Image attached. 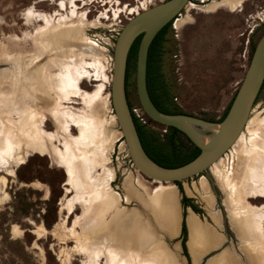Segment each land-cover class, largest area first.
Listing matches in <instances>:
<instances>
[{"label":"rangeland","instance_id":"1","mask_svg":"<svg viewBox=\"0 0 264 264\" xmlns=\"http://www.w3.org/2000/svg\"><path fill=\"white\" fill-rule=\"evenodd\" d=\"M164 1L166 0H0V60H12L21 53L27 64L30 65L33 61L28 70L31 73L40 72L46 88L43 94H37L36 112L44 116L42 129L47 134L55 135L53 142L47 143L48 153L45 156L34 153L22 143L17 159L11 162L14 175L8 176L0 168V178L8 179L5 188L8 195L0 203V264H111L112 261L108 258L117 255L114 248L122 235H127L133 242V251L142 255L129 257L137 262L138 259L145 261L147 258L151 260L150 264H195L197 259L199 264H217L220 261L223 263V258H234L237 263L228 262L264 264V257L254 247V241L248 240L245 235V227L238 219L231 218V214L238 210L235 209L233 199V209L230 210L226 205L227 195L220 190L214 176L218 173L216 169L181 182V192L177 184L157 182L143 176L130 161L110 103L113 49L120 31L128 21L143 10ZM252 1L254 0H242L241 8L231 9L222 4L221 0L205 2L207 6L204 7H200L196 0H191L168 27L160 63V72L169 95V101L163 106L206 120L217 121L223 118L245 77L255 46L264 34L263 24L254 34L251 42L253 47L251 45L245 56V39L251 29L245 31L246 23L260 22L252 19L246 22L244 18L247 9L252 8ZM243 6L245 11L240 13ZM83 13L86 14L87 23L81 19ZM62 19H65L63 23ZM48 22L62 34L56 37L55 44L46 47L47 43L46 46L38 43L35 35ZM243 32H246L245 37L241 36ZM5 68L9 66L0 63V70ZM148 75L150 78V68ZM60 76L67 79L69 99H61L56 91L50 90L52 81L58 80L57 77ZM9 80L0 87V92L2 89H10L11 79ZM97 92L99 96L94 103L82 98V95ZM127 93L135 117L165 143L169 129L152 121L140 105L136 89V64L130 70ZM56 106L57 110H61L60 114L71 136L82 137V129L87 127L98 132V141L92 142L89 149L95 150L94 152L105 151L104 165L114 174L110 185L119 197L116 210L101 215L98 220L95 212L88 221L80 220V224L76 226L74 223L77 216L84 214L83 208L78 206L74 214L67 217L62 207L76 192L68 191L65 185L67 171L61 167L60 158L55 154L65 150L64 133L57 135V124L49 113ZM69 109L87 113L88 118L83 122L74 121L76 119L70 117ZM255 109V116L264 112V88ZM254 131L264 141V127L255 126ZM184 146H189L188 141L179 137L178 150L181 151ZM239 153L240 148L233 152L230 150L227 156H223L225 186L228 179L238 172L236 166ZM20 156L21 159L24 158L23 164L20 163ZM187 156L185 151H181L176 158L185 160ZM233 169L235 172H232ZM96 173L103 175L104 168ZM235 175L238 177L237 173ZM252 176H246V184L239 188L238 195L244 196L251 205L262 207L264 197L256 198L257 194L250 192ZM127 177L132 178L135 188L140 191L141 200L127 199L124 190ZM205 182L209 185L212 205H209L207 196L197 191ZM262 184L263 182L260 185ZM158 190L175 193L176 204H171V207L178 213L180 227L176 234H168L167 228L162 226L164 206L153 200ZM184 196L192 200L191 204L196 206L198 212L183 205ZM127 213L140 215L141 225L121 220V216ZM262 213L264 214V210ZM191 214L197 216L201 224L217 239L216 243H208L207 239L204 240L206 235L201 234L204 235L202 252L198 244L195 251L191 247L193 235L187 223L188 215ZM184 216L187 223L188 256L182 246ZM93 222L92 228H89ZM263 225L264 216L261 218L260 229H257L264 242ZM15 229L19 232L14 233ZM98 243L106 250L103 258L100 257L101 250L96 246ZM160 247L165 248L168 254L162 253V250L156 251ZM152 249L155 252L146 254Z\"/></svg>","mask_w":264,"mask_h":264},{"label":"bare ground","instance_id":"2","mask_svg":"<svg viewBox=\"0 0 264 264\" xmlns=\"http://www.w3.org/2000/svg\"><path fill=\"white\" fill-rule=\"evenodd\" d=\"M221 2L222 4L227 5L231 9H235V8L238 9V7H240L243 4L242 0H221ZM73 12H75V10ZM72 15L73 14H71V16ZM81 19L85 20V22L87 23L85 13L81 14ZM64 21L65 19H62L61 23H63ZM61 34H62L61 31L58 32L56 27L54 29L51 26L50 22H48L47 25H45L44 27H40L37 30L35 39L37 40L38 43H41L44 46H46L45 44L47 43L46 47H49L52 44H55L56 37L61 36ZM42 37L44 38L41 39ZM10 60L11 58L0 60V63H6V65L9 66V68L0 70V83H1L0 87H3L2 85L10 81L9 79H11V82L9 83L10 89L9 90L2 89V92H0V168L8 176L14 175L11 167V162L17 159L18 157L17 152L22 143H25L28 146V149H30L34 153L45 156L48 153V148H47L48 141H52L55 137V135H51L49 133L48 135L42 129V127L44 126V118H43L44 116L36 112V108L38 105L37 94L39 93L43 94V90L46 89L43 83V77L40 76V72L37 73L36 71H34L31 73L30 70H28V67L33 65V61L30 65L27 64L28 62L27 63L25 62L24 54L18 53L16 58L12 59L11 61ZM96 64L98 63H95V65ZM72 71L73 70H71V73ZM77 71L78 70H76L75 72ZM97 71L99 72V69ZM57 78L58 80L54 79L52 81L53 86L50 87V90L56 91L61 97V99H67L69 97L67 79H65L62 76ZM98 96H99V92L95 94H89L87 96L82 95V98L83 100L92 103ZM60 111H61L60 109L57 110V106H56L52 111L49 112L52 119H54V121L57 124V130H58L57 135L64 133V138H65V148H64L65 150H63L62 152L57 151L55 152V154L60 158L59 160L61 167L65 168L67 171L68 178L66 180L65 185L68 187V191L72 190L76 192V194H74L73 196L67 199V201L63 204L62 207L63 210L67 213V217L73 215L78 206L83 208L84 214L82 216H77L78 218L75 220L74 224L76 226L80 224L79 222L80 220L88 221L89 218L95 212L97 214L96 218L98 220L101 217V215L104 216L106 213L116 210L117 204L119 203V197L118 194L113 189V187H111L112 185H110V183L112 182L111 179L114 177L113 176L114 174L112 170L107 169L104 165L105 155L103 153L105 151L100 150L98 152H94L95 150L89 149L92 142L98 141L97 140L98 132L96 130L92 131V129L87 127L88 125L87 126L85 125L87 128L82 129V137L79 136L78 138L71 136L66 128L65 121H63V116H61L62 114H60ZM255 112L256 109H254L246 129L241 133L240 137L238 138L234 146L230 149L231 152H233L236 149L240 148V153L237 155V157L238 156L239 157L237 158V166H236V168L239 169V170L237 169L238 172H235L233 169L232 172H235L234 177L228 179V181L226 180L227 183L225 186L224 184L225 182L223 183L225 179L223 180V173H222L223 172L222 164L225 158L222 157L221 159H219V161L215 162L212 165L211 170L216 169V172H218L214 176L216 178V182L218 181L219 183L218 186L220 190L224 191L227 195L226 205L230 208V210L233 209V205H232L233 202L231 200L233 199L235 209L238 210L237 212L234 211L233 214H231V218L235 220L238 219V222L241 223L243 227H245L246 232L244 230V233L247 236V238H249L248 240L254 241L255 244L254 247H256L257 250L261 253V256L264 257V247H263L264 242L263 239L261 238L262 236L260 237L259 233L257 232V229L260 226L261 218L264 216V214L262 213V211L264 210V206L255 207L251 205L244 198V196L238 195L240 192L239 188L244 187V185L246 184L245 182L247 180L246 176L250 174L251 176L253 175L252 176L253 179L250 180V182H253V184H249L250 192H252V194H257L256 198L264 197V141L261 138V136H259V134L256 131H254L255 126L257 128L264 127V112L256 116H255L256 114ZM69 113L71 118L76 119L74 121L83 122L88 118L87 113L84 112L80 113L69 109ZM16 115L17 118H15ZM95 127L98 129L97 126ZM227 153L225 154L226 156L228 155ZM23 159H21V156L19 157V160H21L20 161L21 164H23L24 162ZM102 167L104 168V174L97 175L96 172L100 170V168ZM236 173L238 174V177L235 175ZM157 182H161V181H157ZM258 182L260 183L258 184ZM262 182L263 184L260 185ZM7 183H8V179L6 177L0 178V203L8 195L5 192ZM124 190L127 199L141 200L142 195L140 194V191H138L137 188H135V185L131 177H127L125 179ZM197 191L202 192L205 196H207L209 205H212L211 198L209 197L210 194L208 193L209 191L208 182H205L204 186H202V188L199 190L197 189ZM147 192H149V190H147ZM153 200L159 203L160 205L164 206L162 210L163 211L162 216L164 217L162 226L167 228L168 234L173 235L178 233L180 227L178 221V213L176 210H174L173 207H171V204L173 205L176 204L175 193H172V191L171 192L159 191L153 197ZM121 220L127 223H135L139 225H141V221H142L140 215H134L133 213H127L125 215H122ZM199 220L197 219V216L191 214L188 215L187 223L189 230L192 232L190 233L191 235H193L191 242L192 244L190 243L193 251H195V249L197 248L196 244H198L202 252L203 251L202 244L205 239H207L208 243H216L217 239L214 237L215 235L207 227L202 225ZM94 222L91 223L89 228H92ZM142 230L145 231L146 229H142ZM18 232L19 231L17 229L14 230V233H18ZM201 234H205L206 237L204 238L203 237L204 235L202 236ZM202 237L204 238V240L202 239ZM131 243L133 242L130 240V238L127 235H122L119 238V241L116 243L114 248V252L117 255L115 257L113 256L114 258L113 257L108 258V260L112 261L111 264H150L151 260L147 258H145L146 260L144 259L145 261H141L140 259H138L140 262L129 259V257L132 255L135 257H142V255H140L139 253L133 251V244ZM138 243L146 245L144 244V242H138ZM96 246H98V248L101 250L100 257L103 258L104 255L106 254V250L104 246L102 245L101 247L100 243H98V245ZM155 249L148 250L146 254H151L155 252ZM157 250H162L161 251L162 253L168 254L167 250L163 247L157 248L156 251ZM195 254L197 255V253ZM167 256H170V254ZM223 259H224L223 263H221L222 261H220L217 262V264H230L229 262L231 261L237 263V261L234 258L231 259L223 258ZM195 264H199V261L197 259L195 260Z\"/></svg>","mask_w":264,"mask_h":264},{"label":"water","instance_id":"3","mask_svg":"<svg viewBox=\"0 0 264 264\" xmlns=\"http://www.w3.org/2000/svg\"><path fill=\"white\" fill-rule=\"evenodd\" d=\"M191 0H166L133 17L120 31L114 46V66L110 84V103L122 134L130 161L150 180L183 182L206 174L236 143L246 129L264 88V34L255 46L251 62L235 98L220 121H210L187 113L161 111L148 89L149 50L156 36L172 24ZM136 89L142 109L155 123L184 134L200 153L179 167H164L146 152L129 104L127 74L129 56L137 39Z\"/></svg>","mask_w":264,"mask_h":264},{"label":"trees","instance_id":"4","mask_svg":"<svg viewBox=\"0 0 264 264\" xmlns=\"http://www.w3.org/2000/svg\"><path fill=\"white\" fill-rule=\"evenodd\" d=\"M171 25L172 24H169L156 36L150 47L148 69L149 68L151 69V77L149 78L148 75V89L152 100L161 111L166 113H183L179 111L169 110L168 108L163 106L166 102L169 101V95H168V90L166 89L163 75L160 72V63H161V56L163 51V43L165 41L166 30ZM139 43H140V38L136 40L130 52L128 74H127V87L129 83L130 70L136 64ZM228 110L225 112L223 118L226 116ZM133 117L146 152L158 164L169 168L179 167L186 163H189L199 155L200 150L196 146H194L192 142H190V140L177 129L168 128L169 134L167 137V141L163 143L157 135L147 130L146 127L135 117L134 114ZM210 121H215V120H210ZM179 137H184L189 143V146H184V148L181 150V151H185L188 154L187 159L185 160H177L178 158H176L178 157L179 152H181L177 148V139ZM176 184L180 186L181 192H183L181 182H177ZM191 201L192 200L187 196H184L182 200L183 205L185 207L190 206L194 209V211L198 212L196 206L191 204ZM186 225H187L186 217L184 216L182 222V236H183L182 246L185 251V254L188 256L187 247H186V241H187Z\"/></svg>","mask_w":264,"mask_h":264},{"label":"flooded vegetation","instance_id":"5","mask_svg":"<svg viewBox=\"0 0 264 264\" xmlns=\"http://www.w3.org/2000/svg\"><path fill=\"white\" fill-rule=\"evenodd\" d=\"M196 1L200 7H202V6L204 7V6H207V4L205 2L211 3L214 1H218V0H196ZM244 11H245V7L243 6V10H241L240 13H244ZM251 15H253L252 18L250 17ZM244 18L246 19V22H249L250 21L249 19L255 20L257 22L264 20V0L252 1V8L247 9V13H246V16ZM253 22L252 23L250 22V24H248V25L246 23L245 31H248V28H251L254 25ZM258 24H260V25L256 29L255 33L259 30L260 26L263 25L260 22ZM245 35H246V32H243L241 36L245 37ZM245 42H246V39H245Z\"/></svg>","mask_w":264,"mask_h":264},{"label":"built area","instance_id":"6","mask_svg":"<svg viewBox=\"0 0 264 264\" xmlns=\"http://www.w3.org/2000/svg\"><path fill=\"white\" fill-rule=\"evenodd\" d=\"M250 17L252 18L253 15H251ZM260 22H261V24H264V20H261ZM259 25L260 24H258V23L254 24L251 27V29L249 30V32H248V37H247L246 42H245V50H246L245 56H246V54H248V52H249V50L251 48V45H252V43H251L252 42V37H253V35H254V33H255V31H256V29L258 28Z\"/></svg>","mask_w":264,"mask_h":264},{"label":"crops","instance_id":"7","mask_svg":"<svg viewBox=\"0 0 264 264\" xmlns=\"http://www.w3.org/2000/svg\"><path fill=\"white\" fill-rule=\"evenodd\" d=\"M181 231V230H180Z\"/></svg>","mask_w":264,"mask_h":264}]
</instances>
